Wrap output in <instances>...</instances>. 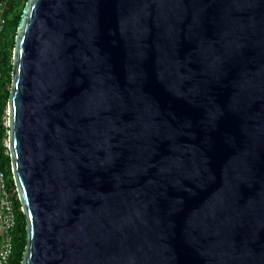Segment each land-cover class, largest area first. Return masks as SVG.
I'll return each mask as SVG.
<instances>
[{
    "label": "water",
    "instance_id": "1",
    "mask_svg": "<svg viewBox=\"0 0 264 264\" xmlns=\"http://www.w3.org/2000/svg\"><path fill=\"white\" fill-rule=\"evenodd\" d=\"M12 76L21 264H264V0H28Z\"/></svg>",
    "mask_w": 264,
    "mask_h": 264
},
{
    "label": "trees",
    "instance_id": "2",
    "mask_svg": "<svg viewBox=\"0 0 264 264\" xmlns=\"http://www.w3.org/2000/svg\"><path fill=\"white\" fill-rule=\"evenodd\" d=\"M27 1L8 0L5 11L7 23L0 33V167L6 172L17 213V224L13 233V252L8 264H21L28 237L26 217L21 209V203L13 180L10 154L6 153L5 140L8 138V127L5 125L4 118L8 109L10 90L13 83V52L18 33V24Z\"/></svg>",
    "mask_w": 264,
    "mask_h": 264
},
{
    "label": "built area",
    "instance_id": "3",
    "mask_svg": "<svg viewBox=\"0 0 264 264\" xmlns=\"http://www.w3.org/2000/svg\"><path fill=\"white\" fill-rule=\"evenodd\" d=\"M8 0L0 1V33L4 29L7 18L5 15ZM1 57V51H0ZM1 77V72H0ZM5 125L8 126V111L4 115ZM9 153L8 138L5 140ZM22 209V206H21ZM17 224L15 201L7 181L5 170L0 167V264H8L13 252V233Z\"/></svg>",
    "mask_w": 264,
    "mask_h": 264
},
{
    "label": "clouds",
    "instance_id": "4",
    "mask_svg": "<svg viewBox=\"0 0 264 264\" xmlns=\"http://www.w3.org/2000/svg\"><path fill=\"white\" fill-rule=\"evenodd\" d=\"M7 111H8V109H7ZM8 127V126H7Z\"/></svg>",
    "mask_w": 264,
    "mask_h": 264
}]
</instances>
